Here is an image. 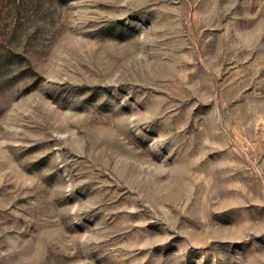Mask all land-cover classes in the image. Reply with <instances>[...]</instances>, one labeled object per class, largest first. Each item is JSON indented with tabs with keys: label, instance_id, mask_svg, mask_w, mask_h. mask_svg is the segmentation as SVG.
<instances>
[{
	"label": "rangeland",
	"instance_id": "obj_1",
	"mask_svg": "<svg viewBox=\"0 0 264 264\" xmlns=\"http://www.w3.org/2000/svg\"><path fill=\"white\" fill-rule=\"evenodd\" d=\"M0 264H264V0H0Z\"/></svg>",
	"mask_w": 264,
	"mask_h": 264
}]
</instances>
